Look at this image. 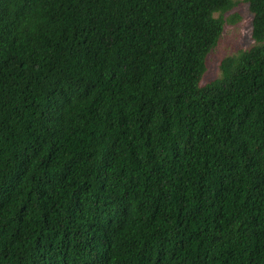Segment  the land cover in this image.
I'll return each mask as SVG.
<instances>
[{"label":"trees","instance_id":"trees-1","mask_svg":"<svg viewBox=\"0 0 264 264\" xmlns=\"http://www.w3.org/2000/svg\"><path fill=\"white\" fill-rule=\"evenodd\" d=\"M0 264H264V0H0Z\"/></svg>","mask_w":264,"mask_h":264},{"label":"rangeland","instance_id":"rangeland-1","mask_svg":"<svg viewBox=\"0 0 264 264\" xmlns=\"http://www.w3.org/2000/svg\"><path fill=\"white\" fill-rule=\"evenodd\" d=\"M235 15V23H225L217 45L209 52L206 59V69L201 84L207 83L219 75L220 61L240 50L249 48L251 39L252 14L248 10V4L239 2L226 15Z\"/></svg>","mask_w":264,"mask_h":264}]
</instances>
